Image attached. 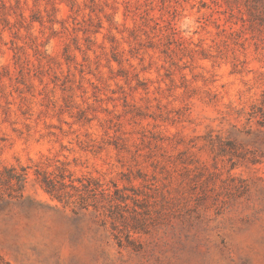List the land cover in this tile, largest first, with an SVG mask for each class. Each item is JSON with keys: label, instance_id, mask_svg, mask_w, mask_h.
Masks as SVG:
<instances>
[{"label": "rangeland", "instance_id": "1", "mask_svg": "<svg viewBox=\"0 0 264 264\" xmlns=\"http://www.w3.org/2000/svg\"><path fill=\"white\" fill-rule=\"evenodd\" d=\"M0 264H264V0H0Z\"/></svg>", "mask_w": 264, "mask_h": 264}]
</instances>
